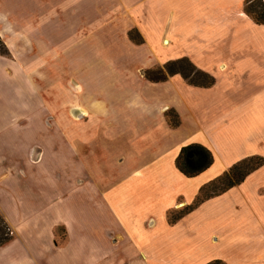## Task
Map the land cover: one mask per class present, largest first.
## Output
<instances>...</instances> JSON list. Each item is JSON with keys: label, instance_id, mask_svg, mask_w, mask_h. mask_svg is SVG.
<instances>
[{"label": "crops", "instance_id": "1", "mask_svg": "<svg viewBox=\"0 0 264 264\" xmlns=\"http://www.w3.org/2000/svg\"><path fill=\"white\" fill-rule=\"evenodd\" d=\"M246 1L0 0L11 55L0 57V217L12 232L0 264H264V165L170 221L234 165L264 159V25ZM63 39L97 59L43 75L36 64ZM178 60L214 85L146 79ZM76 82L79 121L66 85ZM25 83L48 84L47 101ZM194 145L214 162L188 178L176 163Z\"/></svg>", "mask_w": 264, "mask_h": 264}, {"label": "trees", "instance_id": "2", "mask_svg": "<svg viewBox=\"0 0 264 264\" xmlns=\"http://www.w3.org/2000/svg\"><path fill=\"white\" fill-rule=\"evenodd\" d=\"M263 1V2H262ZM246 13L258 25H264V0H247ZM137 34L130 33V38L133 42L141 44V39H137ZM0 57L10 59L11 55L5 43L0 37ZM182 75L191 85L197 87L208 88L214 85V79L208 74L198 70L188 60H178L166 64L163 68H156L146 72L145 77L151 83H162L167 81L168 77ZM172 126H177V123L171 121ZM214 162L212 153L199 145L184 148L181 155L177 159L178 170L186 177L193 178L209 169ZM264 165V159L253 157L246 159L234 165L228 172L221 177L211 182L201 189V192L192 206L185 208L177 214H172L170 221L176 222L184 215L198 207L205 200L221 195L226 191L242 184L245 179L254 171ZM4 221L0 217V247L11 241L12 237H3ZM210 264H225L222 261H214Z\"/></svg>", "mask_w": 264, "mask_h": 264}, {"label": "rangeland", "instance_id": "3", "mask_svg": "<svg viewBox=\"0 0 264 264\" xmlns=\"http://www.w3.org/2000/svg\"><path fill=\"white\" fill-rule=\"evenodd\" d=\"M57 42L60 44V45L57 46V50L56 51H51L49 53L47 52L45 54V56H44L45 65L39 66L40 63L36 64L35 69L40 70L43 75L50 76V77L55 78V79L56 78L62 79L63 78V70H64V68H63L64 62L63 61L67 62V60L72 59V58L75 59V60H78V58H84V59L86 58V59L92 60V59H97V57H98V56H95V57L87 56L88 52L75 49L74 47L71 48V49H67L66 45L64 44L65 43L64 39L63 40H58ZM67 46H69V44ZM110 53H112V51H110ZM10 59H11V57H10ZM28 63L29 64L24 68V70H25L26 73H31L30 71H32V69L34 68L33 64H32V60L28 61ZM12 68H13L12 66L8 68L9 74L14 73ZM80 70H81L80 68H78V70H76V73H77L76 76H78L77 77L78 80L81 79V77H80V72L81 71ZM58 71H61V73H59ZM139 73L141 74L142 72L140 71ZM87 82H88L87 83V85H88L87 87L88 88H86V91L87 92L91 91V92H93L96 95L99 94L100 83H99L98 79L96 78L95 80H93V78L90 77ZM76 83H73V84L68 83L66 85L69 87L70 90H71V88L73 89V92H74L73 93V103H74L73 105H74V108H76V111L78 112L76 114L73 113L71 117H72V119L74 121H79L80 118H78L79 117L78 114L80 112V109H79L78 104L80 102V98H79L80 91L79 90L77 91L76 88L79 87L80 84L78 82H76ZM120 84L123 85L124 89H128V84H125L124 82H121ZM120 84L115 83V84H113L114 85V87H113V85L111 83L110 86H109L108 93H113V91L117 92V90H118L117 88L119 87ZM24 85L26 87L25 88L26 91L27 90H32L33 89L32 85H36V87L38 89H40V91L42 92V98L44 100H46V98L44 97V95H45L44 91H45V88L47 87L48 84H46V83H40V84H38V83H36V84L25 83ZM10 86H12V88H14V91H16L17 87H19L20 84H16V83L15 84H10ZM96 90H98V91H96ZM8 96H9V99H10V95H8ZM61 97L62 96H59V98L57 99V101L60 100V103H61L60 104V108H62V107H64L66 105L64 103L63 97L62 98ZM23 121L26 122L28 120L24 118ZM18 154L19 155H24L25 154V150L24 151H19ZM3 221H4V219H3ZM3 224H4L3 237L6 236V237L10 238L12 236L11 229L9 228V226L7 225V223L5 221H4ZM0 235L2 237L1 233H0ZM221 239L222 240H220V242L218 244V250H222V251L225 252V251L228 250V246L224 242L223 238H221Z\"/></svg>", "mask_w": 264, "mask_h": 264}]
</instances>
